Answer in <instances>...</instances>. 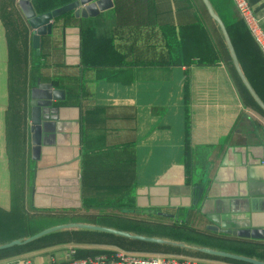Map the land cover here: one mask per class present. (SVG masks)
Returning <instances> with one entry per match:
<instances>
[{
    "label": "crops",
    "instance_id": "obj_1",
    "mask_svg": "<svg viewBox=\"0 0 264 264\" xmlns=\"http://www.w3.org/2000/svg\"><path fill=\"white\" fill-rule=\"evenodd\" d=\"M247 1L264 31V0ZM209 2L264 103V56L232 0ZM31 38L18 0H0V245L69 223L162 242L72 227L0 248V264L118 251L245 264L201 248L264 262L248 248L264 240L207 228L222 216L264 227V111L202 0H112L86 18L71 11L41 37L39 60L30 61ZM37 79L64 98L42 108L34 158Z\"/></svg>",
    "mask_w": 264,
    "mask_h": 264
},
{
    "label": "water",
    "instance_id": "obj_2",
    "mask_svg": "<svg viewBox=\"0 0 264 264\" xmlns=\"http://www.w3.org/2000/svg\"><path fill=\"white\" fill-rule=\"evenodd\" d=\"M209 16L217 23L224 41L226 43L231 62L234 66L236 73L238 74L240 80L243 85L248 90L249 94L252 96L254 101L260 106V108L264 111V103L258 97L250 83L248 82L246 76L244 75L228 32L225 28L224 23L219 18V16L213 10L209 0H202ZM18 6L28 22L29 27L32 30V38L31 45L32 48L36 50V53L40 51V39L42 36L46 34H50L52 30V22L53 20L67 12L72 11L75 16L80 17H94L99 14L101 11H105L112 7V0H74L70 3L62 5L60 7L54 8L50 11L37 14L34 7L32 6L31 0H18ZM64 98V91L60 89H53L52 84L50 83H41L39 79H37V85L31 88L30 91V105H31V143H32V156L34 158L38 157L40 154V145H41V110L43 107L51 106L53 101L62 100ZM262 149V156L260 157L262 161H264V144L260 145ZM222 221L216 226H208L207 228L212 229L216 232L232 235L233 237H238L240 239H249L254 241H262L264 240V227H251L245 225H233V223H226L224 220V216H222ZM79 227L85 229H93L98 231L109 232L121 236L131 237L134 239H140L144 241H152V242H162L160 239H156L153 237H147L142 235H132L125 231H120L112 228L92 225V224H84V223H69V224H60L52 227L45 228L33 235H30L24 240L14 239L8 243L0 245V248H7L10 246H14L17 244H22L25 242L32 241L40 236L48 234L52 231ZM201 252L229 258L232 260L243 261L249 264H264L263 261L244 256L238 255L226 251L213 250L209 248H201Z\"/></svg>",
    "mask_w": 264,
    "mask_h": 264
},
{
    "label": "built area",
    "instance_id": "obj_3",
    "mask_svg": "<svg viewBox=\"0 0 264 264\" xmlns=\"http://www.w3.org/2000/svg\"><path fill=\"white\" fill-rule=\"evenodd\" d=\"M239 17L242 19L251 39L264 56V31L260 18L255 14L247 0H232ZM50 264H211L175 256H140L118 251L114 255H97L85 258H67Z\"/></svg>",
    "mask_w": 264,
    "mask_h": 264
},
{
    "label": "trees",
    "instance_id": "obj_4",
    "mask_svg": "<svg viewBox=\"0 0 264 264\" xmlns=\"http://www.w3.org/2000/svg\"><path fill=\"white\" fill-rule=\"evenodd\" d=\"M31 2H32V5H33L36 13L39 14V13H44V12L50 11V10H52L54 8L60 7V6L65 5L67 3H70V0H53L52 3H50V2L48 3L46 1L44 2L43 0H35L34 3H33V0H31ZM70 12H67V13H70ZM67 13H64V14L56 17V18L64 16ZM33 51H34V55H36L38 57V60H39L41 58V54L40 53L36 54V50L35 49H33ZM251 241H254V240H251ZM248 244H249L248 248L250 250H252V251H256L257 254H260V253L264 252V247H262V245H259V243L249 242ZM239 247H243V245H239ZM234 261L235 262H241V263L243 262V261H238V260H234ZM243 263L249 264V263H246V262H243Z\"/></svg>",
    "mask_w": 264,
    "mask_h": 264
},
{
    "label": "rangeland",
    "instance_id": "obj_5",
    "mask_svg": "<svg viewBox=\"0 0 264 264\" xmlns=\"http://www.w3.org/2000/svg\"><path fill=\"white\" fill-rule=\"evenodd\" d=\"M17 32H18V34H19L18 29H17ZM19 36H20V34H19ZM20 37H21V36H20ZM33 53H34V52H30V61L33 59V58H32V57L34 56ZM34 61H36V58H34ZM36 63H37V61H36Z\"/></svg>",
    "mask_w": 264,
    "mask_h": 264
}]
</instances>
